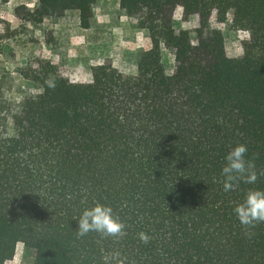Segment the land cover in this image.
<instances>
[{"label":"trees","instance_id":"1","mask_svg":"<svg viewBox=\"0 0 264 264\" xmlns=\"http://www.w3.org/2000/svg\"><path fill=\"white\" fill-rule=\"evenodd\" d=\"M179 1L120 0L152 43L135 76L93 67L92 89L77 91L40 60L27 78L42 94L9 117L0 105V264L18 244L34 264H264V223L246 228L233 211L249 190L264 191V0H182L186 18L199 16L197 45L174 30ZM95 2L39 0L16 15L40 24L77 11L89 29ZM214 11L249 32L243 58L227 56ZM162 44L175 53L173 75ZM238 144L257 180L225 192L221 170ZM97 203L122 234L78 235Z\"/></svg>","mask_w":264,"mask_h":264},{"label":"rangeland","instance_id":"2","mask_svg":"<svg viewBox=\"0 0 264 264\" xmlns=\"http://www.w3.org/2000/svg\"><path fill=\"white\" fill-rule=\"evenodd\" d=\"M39 0H0V105L1 117H9L25 102L39 97L42 89L29 80L32 68L40 60L55 64L74 90L93 87L92 68L111 64L124 77L135 76L139 63L151 47L150 35L139 27L140 13H129L120 6V0H96L92 9L91 27L83 29L79 12L69 11L60 18H46L40 24L26 22L16 15L22 7L30 11L38 8ZM174 12V30L189 33L197 45L194 18L183 22L179 6ZM212 13L211 29L221 30L229 58L241 59L250 41L249 32L232 28V15L219 18ZM162 63L167 75H173L177 63L175 53L162 44ZM0 120V131L3 130ZM2 128V129H1ZM9 134H12L8 122ZM19 177L12 178V186ZM7 264H34V254L19 244L15 257Z\"/></svg>","mask_w":264,"mask_h":264},{"label":"clouds","instance_id":"3","mask_svg":"<svg viewBox=\"0 0 264 264\" xmlns=\"http://www.w3.org/2000/svg\"><path fill=\"white\" fill-rule=\"evenodd\" d=\"M247 146L238 144L225 156V164L222 167L223 190L234 191L242 181L247 184H254L257 180V172L252 161L246 159ZM264 174V173H262ZM234 214L242 226L254 227L256 223H264V191L249 190L242 203L234 209ZM77 233L84 236L90 231L99 232L105 235L122 234L124 224L113 216L110 206L95 204L86 208L78 220ZM140 239L148 241L147 235L141 233ZM107 264L108 257H104Z\"/></svg>","mask_w":264,"mask_h":264},{"label":"crops","instance_id":"4","mask_svg":"<svg viewBox=\"0 0 264 264\" xmlns=\"http://www.w3.org/2000/svg\"><path fill=\"white\" fill-rule=\"evenodd\" d=\"M179 10H180V13H179V15H180V18L183 20V22H188V21H190L191 19H195L196 21H198V24L200 25V19H199V16H191V17H188V18H186L185 16H184V10H183V6L182 5H180L179 6ZM214 13H216V11H214ZM218 15V14H217ZM19 246V244L17 245V247ZM17 249V248H16Z\"/></svg>","mask_w":264,"mask_h":264}]
</instances>
